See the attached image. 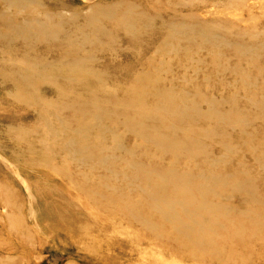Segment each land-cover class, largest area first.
I'll list each match as a JSON object with an SVG mask.
<instances>
[{"label":"rangeland","instance_id":"1","mask_svg":"<svg viewBox=\"0 0 264 264\" xmlns=\"http://www.w3.org/2000/svg\"><path fill=\"white\" fill-rule=\"evenodd\" d=\"M39 1L34 9L50 11L59 19L53 8L57 0ZM60 1L66 4L63 19L71 18V35L77 39L84 34L95 39L84 22L85 14L92 13L95 6L114 11L110 17L98 18L112 46L96 54L98 65L112 72L107 88L128 86L133 77L151 70L161 79L160 84L169 88L172 100L183 88L191 97L199 85L211 87L216 99L237 92L238 108L255 122L245 127L236 121L238 127L229 129L222 139L216 135L226 126L221 132L210 133V147H201L193 158L178 159L173 165L178 178L169 180L164 173L172 170V156L161 154L156 142L138 137L120 123L114 141L105 142L103 161L94 158L75 165L60 154L44 162L34 158L39 148L32 154L26 152L30 146L38 147L44 138L35 130L36 114L27 110V102L17 96L19 86L12 81L30 68L29 60L36 55L27 56L22 49L23 37H1L0 264H264V130L259 129L264 125V115L245 106L264 93L263 79H255L256 67L264 69V54L258 59L249 53L238 57L243 47L234 44L238 40L258 47L264 40V0ZM7 10L16 16V7ZM126 10L137 16L131 30L125 29L122 14ZM152 24L158 28L153 32L148 29ZM132 31L144 36L134 39L137 36ZM241 31L244 34H239ZM211 33L220 39H208ZM166 36H170V48H162ZM28 43L36 47L39 41L32 38ZM42 47L46 44L39 45ZM215 52L223 54V66ZM233 67L239 68V75L233 74ZM243 74L248 81L240 77ZM242 80L252 92L241 88ZM48 87L54 88L46 86L42 93L51 92ZM120 101H114L117 108ZM99 103L111 108L105 100ZM58 105L55 100L43 103L48 110ZM160 107L170 118L179 116L175 102L167 109L162 104ZM229 110V105H222L220 116H227ZM71 113L64 111L73 123ZM252 127H258L259 132ZM160 131L166 129L161 127ZM223 140L230 141L231 148L222 155ZM219 156L218 162H204ZM198 173L227 174L230 182H241L243 187L233 189L230 183L221 182V195L210 194L206 209H199L203 192L200 186L191 185L200 180ZM161 184H166L162 193L158 191ZM175 186L182 191L176 197L172 194ZM46 200L58 204L62 210L59 215L69 216L67 221L40 209V202ZM172 200L180 202L174 217L165 212ZM127 201L139 205V217L125 209ZM33 210L39 212L38 221ZM194 232L205 244L197 245L188 238Z\"/></svg>","mask_w":264,"mask_h":264},{"label":"bare ground","instance_id":"2","mask_svg":"<svg viewBox=\"0 0 264 264\" xmlns=\"http://www.w3.org/2000/svg\"><path fill=\"white\" fill-rule=\"evenodd\" d=\"M38 3H40L39 0H0V38L13 35L16 38L23 37L25 43L22 49L26 51L27 56L36 55L35 58L29 60L31 61L29 69L12 78L13 84L19 86L17 96L27 102V110L36 114L35 130L40 132L44 138L38 147H32L27 142H19L30 146L26 150L30 154L39 148L34 158L38 156L39 159L46 162L52 157H60V154H65V161L75 165H83L94 158L103 161L101 151L107 146L105 142L114 141L116 129L120 123L126 130L133 132L138 137L146 136L156 142L161 147V154L168 153L172 156V170L164 173V177L169 180L178 178L173 167L178 159L184 156L193 158L201 147H210L208 139L210 133L221 132L226 126L225 131L216 135L222 139L229 129L238 127L234 124L236 121L245 127L255 122L246 117L243 109L238 108L237 92L216 99L214 93L210 92L211 87L199 85L194 87L193 91L197 93L191 97L187 92L188 90L183 88L180 90L177 99L172 100L169 88L162 86L160 84L161 79L155 77L151 70L133 77L128 86L124 85L118 90L107 88L112 72L106 66L98 65L100 59H96V54L97 52L99 55L103 54L105 52L101 50H107L112 46L106 39L107 30L100 26L98 18L103 15L110 17L114 11H106V8L100 4L95 6L93 12L85 14L84 17V22L88 25L87 32L94 35L95 39L90 40L85 34L82 38L77 39L71 35V18L63 19V8L66 6L63 1L57 0L55 7H53L57 10L56 14L59 15V19L54 18L50 11L40 10L38 12L34 9ZM13 6L17 8L16 16L15 13L7 10L8 7ZM122 16L126 21L125 29L131 30L132 22L137 19V16L129 10L124 11ZM16 17H21L22 21L15 22ZM154 28L158 29L154 24L148 27V29H153L152 32ZM190 29L191 31L195 30L193 25H190ZM132 34L137 36L134 39L144 36L139 35L140 31H132ZM239 34H244V31ZM103 37L104 40H102ZM32 38L39 41L36 47L28 43ZM169 38L170 36L165 37L162 48L171 47ZM207 38L219 40L220 36L211 33L207 35ZM225 42L232 43L227 39ZM42 44H46V47L40 49L39 45ZM234 44L243 47L239 51L238 57L241 54L249 53L258 59L264 54V52L260 53L264 51V40L258 47L247 42L240 43L238 40ZM214 55L218 57L220 66H223V54L215 52ZM232 69H234L233 74H240L238 67ZM255 73V79L262 78L264 81L263 68L256 67ZM243 75L245 77L241 75L240 77L248 81L249 77ZM51 78L54 81H51ZM243 80L241 88L247 92H252L246 88L248 83ZM49 85L54 87H48L51 92L42 93V88ZM50 95L53 98L48 99ZM100 99L105 100L111 108L100 104ZM121 99L122 101H120ZM53 100L59 103L53 110H48L47 107L43 106L46 101L53 102ZM114 101H120V108H117ZM172 102L176 103V109L180 111L179 116L174 119L164 114L160 107L162 104L167 109ZM222 105H229L230 107L229 114L225 117L219 114ZM245 106L250 109H259L264 115V93L259 100L248 102ZM65 109L72 112L70 117L74 119L73 123H70L69 118L67 119L64 115ZM106 116L111 117L107 122L102 120ZM148 121L149 124H145ZM62 126L69 129L70 132L62 129ZM161 127H164L166 131L161 132ZM252 128L255 132H259V129L264 130V125L260 126L259 129L258 127ZM50 138H52L51 141L47 140ZM221 144V154L229 152L230 141L223 140ZM109 154L106 156L108 163L112 160ZM221 158V156L209 157L204 159V162L211 164L218 162ZM34 161L30 162L34 164ZM198 176L200 180L191 185L200 186L203 192L201 203L198 205L199 209H206L210 194L221 195V191L218 189L219 183H230L233 189L243 187L241 182H230L228 177L231 176L227 174L198 173ZM165 187L166 184H161L158 191L162 193V190H166ZM188 191L189 189L185 193ZM181 192L180 187L175 186L172 194L176 197ZM47 202L48 200L44 203L41 201L39 208L47 210L58 219L67 221L69 216L61 217L59 215L62 210L58 204L52 201L50 204ZM155 204L153 203V205ZM179 205L180 202L172 200L165 212L174 217L176 211L178 212ZM185 207L186 205H184ZM222 208L225 210L227 207L223 205ZM125 209L131 215L139 217V205L136 202L127 201ZM32 214L38 221V210H33ZM156 230L158 231L157 228ZM188 238L197 245L205 244L198 232L190 233Z\"/></svg>","mask_w":264,"mask_h":264}]
</instances>
